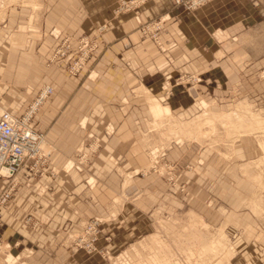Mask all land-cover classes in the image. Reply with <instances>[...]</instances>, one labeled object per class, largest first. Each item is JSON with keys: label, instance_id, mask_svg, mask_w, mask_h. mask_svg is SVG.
<instances>
[{"label": "rangeland", "instance_id": "rangeland-1", "mask_svg": "<svg viewBox=\"0 0 264 264\" xmlns=\"http://www.w3.org/2000/svg\"><path fill=\"white\" fill-rule=\"evenodd\" d=\"M43 1L59 13L42 26L55 40L44 63L63 71L38 87L31 101L47 85L53 91L31 122L57 97L69 117L53 123L62 141L78 142L57 168L56 148L36 130L42 156L0 176V264H255L240 252L256 250L249 223L264 218V0ZM229 2L231 22L256 16L241 32L262 46L263 61L226 81L224 43L239 41L223 24ZM34 9L44 20V4ZM154 102L167 109L161 116ZM109 110L129 118H105ZM126 136L133 160L123 166L126 155H111L119 190L98 168V213L73 198L63 208L47 200L56 195L47 182L35 189L43 208L16 213L21 188L59 169L85 174L91 191L92 165ZM213 240L226 244L225 258L223 247L203 250Z\"/></svg>", "mask_w": 264, "mask_h": 264}, {"label": "crops", "instance_id": "crops-1", "mask_svg": "<svg viewBox=\"0 0 264 264\" xmlns=\"http://www.w3.org/2000/svg\"><path fill=\"white\" fill-rule=\"evenodd\" d=\"M40 4H44V11H46L44 20L38 18V12L34 9ZM51 4V1L43 0H0V115L4 110H9L16 115L21 114L37 93L40 84L43 82H55L57 80L55 79V73L59 72L62 74L63 70L61 68H48L44 63V59L51 53L55 41L49 36L47 31L42 29V26H51V21L54 20L53 16H55L56 12L53 9L48 10ZM226 5L225 9L227 10L223 20L226 35L228 34V37L233 36V39H238L239 41L232 42L230 39L225 41L224 49L228 52V57L223 60V71L226 81L228 77L232 76L233 80H236V76L239 80L242 77V71L248 72L251 70V65H257L263 61V50L257 41L254 42L255 44L249 42L250 40L246 41L248 39L247 34L241 32V26L247 22L251 23L253 19H256V16H250L244 21L242 18H236L231 22V18L227 19L226 16L228 8V16H232L231 2L226 3ZM243 40L253 44L254 47L251 48ZM249 64L251 65L247 68ZM129 73L133 74L127 68L124 72L127 86L129 85ZM131 86H133L132 83ZM56 100H58L57 97L47 103L36 119L31 122V125L35 130L43 132L46 138L53 143L56 149L52 155L51 165L58 168L64 164L67 155L72 153L78 140L75 143L72 142L73 139L67 142L62 141L61 128H58L59 125H55L53 120L55 117L59 121L60 119L65 120L69 115L67 112H62L59 115L56 108L61 101L57 102ZM64 101L65 98L62 99L63 103ZM100 104L102 105V103ZM108 112L105 118L116 119L120 117L126 120L129 118L128 112L123 115H120L118 111L112 112V110H109ZM75 131L79 133V129L76 130L74 128L69 135L72 137ZM118 133H120L119 130L111 138ZM128 139L129 137L126 136V144L124 141L119 144L118 139L115 138L113 143H109L106 146L105 152L96 159L91 171L97 179V184L91 191L86 190L85 174L75 170L65 172L59 169L57 173L48 174L42 179H33L30 182L31 186L21 188V192L20 194L18 193L15 200L16 213L19 212L17 209L23 211L43 208L39 203L40 195L35 192V189L43 182L52 184L55 187L56 195L46 194V198L53 202L57 200V206L65 207L66 205L62 207V201L65 197H69L70 200L73 198V200L83 205L87 212L90 210L98 213V172L102 173L103 171L98 168L99 166H102L103 169L108 167L109 171L100 176L111 184L110 187L118 189L121 178H118L116 172L113 171L114 162L111 159V155L117 158L126 155V161H122L123 166L131 162L133 160L131 153L134 151V145L130 144V146ZM1 181L3 182L2 179ZM113 183L114 186H112ZM84 190L86 191L84 192ZM88 193L92 195L93 199L87 201L84 196ZM99 198L100 201L103 200L102 196ZM257 209L264 214V207ZM249 226L253 231L249 233L252 234V239L248 238L247 242L249 247H255L256 250L254 252L246 250L245 253L241 251L240 254L241 257L244 254L250 263L261 264L263 252L258 247L264 243V218L252 217Z\"/></svg>", "mask_w": 264, "mask_h": 264}, {"label": "built area", "instance_id": "built-area-1", "mask_svg": "<svg viewBox=\"0 0 264 264\" xmlns=\"http://www.w3.org/2000/svg\"><path fill=\"white\" fill-rule=\"evenodd\" d=\"M52 91L51 86H45L19 115L9 110L0 115V176H13L27 159L37 160V156H42L41 136L32 128L31 120Z\"/></svg>", "mask_w": 264, "mask_h": 264}, {"label": "bare ground", "instance_id": "bare-ground-1", "mask_svg": "<svg viewBox=\"0 0 264 264\" xmlns=\"http://www.w3.org/2000/svg\"><path fill=\"white\" fill-rule=\"evenodd\" d=\"M165 110H167L166 108H164V107H162L161 106V104L160 103H158V102H154L153 103V111H154V113L157 115V116H161L163 113H165ZM169 112V111H168ZM230 114V113H229ZM208 117V116H207ZM197 119V118H196ZM204 119V118H203ZM202 119V120H203ZM241 119V118H240ZM213 120V119H212ZM211 120V121H212ZM204 123H206V122H204ZM191 127V126H190ZM187 128H188V126H187ZM218 242V243H217ZM217 242H215L214 240H213V243L212 242H210V244H208V246H207V248L206 249H203V250H211L212 251V249L214 248L215 250L214 251H216L217 249H220V248H225V251L223 252V255H224V257L223 258H225L226 257V255L228 254V249L226 248V244L223 242V244L221 243V240H219V241H217ZM210 245V246H209ZM222 245V246H221ZM205 246V245H204ZM209 250V251H210ZM231 251V250H230ZM216 254V253H215Z\"/></svg>", "mask_w": 264, "mask_h": 264}]
</instances>
